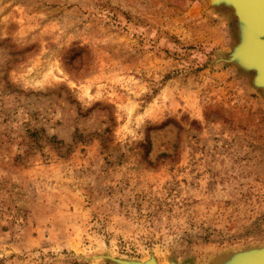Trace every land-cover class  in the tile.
<instances>
[{
	"label": "rangeland",
	"instance_id": "374dc122",
	"mask_svg": "<svg viewBox=\"0 0 264 264\" xmlns=\"http://www.w3.org/2000/svg\"><path fill=\"white\" fill-rule=\"evenodd\" d=\"M206 0H0V264H215L264 242V97Z\"/></svg>",
	"mask_w": 264,
	"mask_h": 264
},
{
	"label": "water",
	"instance_id": "95a60500",
	"mask_svg": "<svg viewBox=\"0 0 264 264\" xmlns=\"http://www.w3.org/2000/svg\"><path fill=\"white\" fill-rule=\"evenodd\" d=\"M230 1L234 9L236 8L234 14H236L237 42L231 47L224 61L233 63L243 70H251L253 72L251 84L264 96V0H245L246 5H244V0ZM240 22L243 23V26L240 25ZM263 250L264 242L258 247L254 246L232 252L226 261L222 258L215 264H243L239 258L240 255L258 253ZM107 257L116 264H136L139 262L126 258ZM145 260L155 264L153 257H148ZM166 264L176 263L169 261Z\"/></svg>",
	"mask_w": 264,
	"mask_h": 264
},
{
	"label": "bare ground",
	"instance_id": "6f19581e",
	"mask_svg": "<svg viewBox=\"0 0 264 264\" xmlns=\"http://www.w3.org/2000/svg\"><path fill=\"white\" fill-rule=\"evenodd\" d=\"M206 1L211 6L221 7V8L229 10L233 16L234 22H236L235 21V15L236 14H234L235 13L234 11L236 10V8L234 9V7L230 3L231 2L230 0H206ZM244 3H245V0H244ZM244 5H246V3ZM240 25L243 26V23L240 22ZM236 32H237V29H236ZM260 245H255V247H258ZM238 250H235L234 252H237ZM231 253L232 252H228L223 259L226 261L231 256ZM239 258H240V260H242L241 262H243V264H261L262 262H264V250L260 251L258 253H253V254L246 253V254L240 255ZM138 261L139 262H136V264H151L149 261H146L145 259L138 260ZM154 261H155L154 262L155 264H166V263H162V262H157L156 260H154ZM231 264H233V263H231Z\"/></svg>",
	"mask_w": 264,
	"mask_h": 264
}]
</instances>
